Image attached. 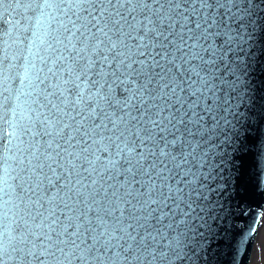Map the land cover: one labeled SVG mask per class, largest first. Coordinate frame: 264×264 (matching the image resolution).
I'll list each match as a JSON object with an SVG mask.
<instances>
[{"label": "snow or ice", "instance_id": "6c2138e0", "mask_svg": "<svg viewBox=\"0 0 264 264\" xmlns=\"http://www.w3.org/2000/svg\"><path fill=\"white\" fill-rule=\"evenodd\" d=\"M245 171L264 0H0V264H247Z\"/></svg>", "mask_w": 264, "mask_h": 264}, {"label": "water", "instance_id": "95a60500", "mask_svg": "<svg viewBox=\"0 0 264 264\" xmlns=\"http://www.w3.org/2000/svg\"><path fill=\"white\" fill-rule=\"evenodd\" d=\"M261 179V188L257 189L255 187L254 179H252L248 172L245 171L240 178L235 196H231L229 193L224 197V211L220 212V220L217 221L218 223L223 224L221 237H218V239H221L222 259H227L223 253L228 251L227 241L229 239V233L224 231V229H229L234 224L239 226L241 222L248 223L252 220V215H248L247 217L240 216L239 213L241 210L243 209L244 211H250L252 214H255L257 211L264 214V196H261L260 194L261 191H264V177ZM229 205L231 206V214H229ZM263 216L264 215H262L260 219L261 226ZM257 236L258 235L254 236L249 243L247 264H250Z\"/></svg>", "mask_w": 264, "mask_h": 264}, {"label": "rangeland", "instance_id": "374dc122", "mask_svg": "<svg viewBox=\"0 0 264 264\" xmlns=\"http://www.w3.org/2000/svg\"><path fill=\"white\" fill-rule=\"evenodd\" d=\"M259 232L260 234L257 236L258 238L254 245L250 264H264V247L261 245V237L264 236V216Z\"/></svg>", "mask_w": 264, "mask_h": 264}, {"label": "bare ground", "instance_id": "6f19581e", "mask_svg": "<svg viewBox=\"0 0 264 264\" xmlns=\"http://www.w3.org/2000/svg\"><path fill=\"white\" fill-rule=\"evenodd\" d=\"M257 238H258V237H256V241H257ZM252 255H253V254H252Z\"/></svg>", "mask_w": 264, "mask_h": 264}]
</instances>
